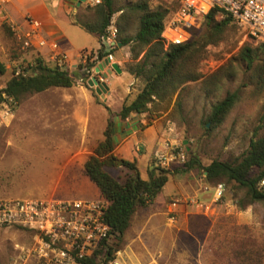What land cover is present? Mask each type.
Instances as JSON below:
<instances>
[{
    "label": "rangeland",
    "instance_id": "obj_1",
    "mask_svg": "<svg viewBox=\"0 0 264 264\" xmlns=\"http://www.w3.org/2000/svg\"><path fill=\"white\" fill-rule=\"evenodd\" d=\"M124 1L118 2L123 10L113 15L111 25L117 26L120 16H124L120 24L123 21L127 35L134 36L141 14L123 7ZM129 1L135 4L139 0ZM150 4L153 9L168 10L166 24L178 10L176 0H151ZM92 8L83 4L77 16L82 21H93ZM211 9L198 15V37L207 30L204 16ZM222 19L221 15L216 16L217 21ZM64 35L59 49L75 61L80 51H97L102 46L95 35L81 27L70 26ZM15 40L10 31L1 27L0 63L5 71H0V91L22 66H28L27 58L20 60L16 56L19 45ZM260 42L263 41L243 27L231 23L224 38L206 48V56L198 64L201 77L197 81L185 84L169 104L155 101L148 112L138 115L136 121L145 123L133 125L135 128L143 131L150 122L157 129L159 140L170 144L174 151L185 153L186 161L171 162L168 168L159 165L155 158L151 161L149 169L171 171L163 189L164 195L170 197L160 205L154 201L147 208H138L124 239L113 241V250L119 251L126 261L132 257L137 264H264V202H250L246 189L226 178L209 182L204 172V167L213 161L240 160L254 136L264 135V72L260 78L256 69L249 70L240 57L246 44L255 47ZM117 43L113 55L115 59L121 56L117 64L122 73L116 74L110 64L104 69L112 91L99 95L95 87L75 80L71 88L26 94L20 101L5 97L0 103V199L100 198L99 189L84 173V163L103 140L111 117L105 106L117 114L144 86L142 79L128 72L129 66L137 62L131 59L132 44L120 46L119 40ZM43 55H47V50H43ZM35 56L30 59L32 66ZM32 66L26 68L30 76ZM232 93L238 96L235 105L218 127H212L208 122L212 106ZM7 109L10 116H6ZM128 129L117 146L135 131ZM191 160L198 166L183 171ZM107 171L121 182L127 178L128 172L123 168L109 167ZM201 181L204 184L195 188L194 183ZM218 184L224 186V193L213 203V190ZM177 185L184 186V195H174ZM191 198L209 208H198L190 202ZM174 202L183 205V209L172 210ZM171 215H175L174 220ZM31 242V234L24 231L0 229V264H10L17 254L16 247Z\"/></svg>",
    "mask_w": 264,
    "mask_h": 264
},
{
    "label": "trees",
    "instance_id": "obj_2",
    "mask_svg": "<svg viewBox=\"0 0 264 264\" xmlns=\"http://www.w3.org/2000/svg\"><path fill=\"white\" fill-rule=\"evenodd\" d=\"M120 0H102L92 9L95 11L93 21H82L79 16H72V21L90 34L99 39L107 33L111 19L117 12L122 11L118 6ZM151 0H139L135 4L124 1L125 8L140 12L139 27L134 36L127 35V26L117 22L118 40L122 46L131 47V59L137 61L131 64L128 72L143 80L144 86L135 99L122 105L117 114H113L109 107L105 109L110 114L103 140L98 143L91 155L84 163V173L99 189L102 199L109 202L105 215L106 222L111 226L114 237L110 242L108 257L114 256L113 241L120 242L130 228L131 220L138 208H147L161 193L169 180L170 170L154 167L148 170V179L141 178L136 161H130L115 155V149L120 140L127 136L129 129L127 120L142 115L150 110L155 101L169 104L172 97L188 82L197 81L201 75L198 64L204 59L206 48L222 40L231 23L235 21L219 8H212L205 16L206 32L198 37L197 29L191 28V40L181 45H166L162 37L166 26L168 10L151 8ZM118 8H117V6ZM122 7V8H123ZM221 15V21L216 16ZM3 27L9 31L8 24ZM12 33V32H11ZM257 46L246 44L240 51V57L249 70L261 78L264 72V40ZM103 48L98 50V61L105 63L109 54ZM142 58L139 60L140 56ZM33 74L28 77L13 76L6 87L0 91V103L7 98L20 101L26 94L41 93L51 88H71L75 80L66 72L57 67L45 64L41 57L35 56L32 66ZM0 71L4 73V66L0 63ZM7 97V98H5ZM237 94H228L223 100L212 106L208 122L212 127H218L225 119L237 101ZM168 107V106H167ZM148 125L145 127L150 126ZM195 160L185 165L183 171L192 170L198 166ZM123 168L127 178L121 182L112 176L107 168ZM176 172L178 170H175ZM175 172V173H176ZM209 182L226 178L236 182L246 189L250 202H264V135H255L248 150L236 162L213 161L204 167ZM178 173V172H177ZM98 253L95 255V257ZM86 264H94L89 258Z\"/></svg>",
    "mask_w": 264,
    "mask_h": 264
},
{
    "label": "built area",
    "instance_id": "obj_3",
    "mask_svg": "<svg viewBox=\"0 0 264 264\" xmlns=\"http://www.w3.org/2000/svg\"><path fill=\"white\" fill-rule=\"evenodd\" d=\"M101 1L87 0L86 4L94 7ZM176 1L178 10L162 34L166 45L189 42L190 29L196 27L198 15L214 7L229 15L252 37L264 40V0ZM26 20L31 28L27 32L14 24L10 25L22 53L34 52L37 57L45 58V64L66 71L80 85H89L94 79L99 83L105 82L107 77L104 70L97 71L101 65L104 66L98 61V51L81 52L78 62H74L59 49L57 41H50L46 37L39 22L28 18ZM117 40L118 28L112 24L100 38L101 48L109 52L118 46ZM45 49H48L47 55H43ZM113 61L111 53L107 62ZM26 65L32 66L31 61ZM28 66H22L15 73L16 76H30L26 69ZM9 109L6 110V116L11 115ZM154 158L159 165L168 168L171 162L185 163L186 154L174 151L170 144L164 142L163 150L155 152ZM261 186L264 187V181ZM213 191V203H217L223 196L224 186L218 184ZM197 200L191 198L190 202L201 209L209 208ZM177 205L174 202L172 207L176 208ZM108 207L109 202L102 198L0 199V229L14 228L32 236L29 245L16 247L17 254L10 264H86L89 258L94 259V264H129L119 251L108 257L107 252L114 237L111 226L105 220ZM174 218L175 215H171L170 219ZM148 264L159 263L153 261Z\"/></svg>",
    "mask_w": 264,
    "mask_h": 264
},
{
    "label": "crops",
    "instance_id": "obj_4",
    "mask_svg": "<svg viewBox=\"0 0 264 264\" xmlns=\"http://www.w3.org/2000/svg\"><path fill=\"white\" fill-rule=\"evenodd\" d=\"M78 4H79V0H0V30L1 27L4 29L3 27L4 24H8L9 28L11 24H14L23 32H27L28 30H30V26L26 20L28 18L35 20L41 24L42 30L45 32L46 37L49 38L50 41H57L58 43H62L66 38L64 33L69 29L70 26L79 27L78 25H75L72 21V16H76L77 12L81 9L83 5L81 4L79 6ZM9 31L11 33V29ZM11 35L13 34L11 33ZM96 37L99 39L98 36ZM15 42L17 43L16 40ZM45 50L48 51V49ZM91 51H96V50H91ZM81 52L83 51H80L76 55L75 58L77 60L76 61L73 60L74 62H78ZM33 54L35 53L32 52V53L24 54L17 48L16 56H20L19 57L20 60H24L27 58L28 61H30V59L32 60ZM119 57L121 56L118 55V58L116 59L114 57L113 62L120 63ZM104 83L108 86L109 88L108 91H112L111 88L112 86L110 85L111 83L108 82L107 78ZM136 120H138V116L137 118L131 117L130 119L127 120L130 123L128 125V128H133L135 131H133V133L129 135V137H127L121 143V145L116 147L115 155L117 156L120 155L119 157L125 158L130 161H136L141 178L147 180L148 170L151 161L154 159L155 152H157L158 150L159 151L163 150L164 141L161 142V140H159L157 129L154 128V126L152 125L145 127L143 131H141L137 127L135 128L133 125L137 123L144 125L145 123V121L143 120H141L140 122ZM136 145H137V150L135 151L134 149ZM141 166L145 168V172L142 170ZM194 184H195V188H197L196 187L197 185L202 186L204 183L203 181H201L198 183L195 182ZM175 192L176 193H174V195H184L185 194L184 186L180 187L177 185V189ZM167 197L170 196L164 195L162 190L155 200V205L158 204L160 205L166 200ZM183 207H184L183 205H177L176 208L172 207L171 209L174 211H178L181 208L183 209ZM130 261L127 262L129 264H137V261L132 257H130Z\"/></svg>",
    "mask_w": 264,
    "mask_h": 264
},
{
    "label": "water",
    "instance_id": "obj_5",
    "mask_svg": "<svg viewBox=\"0 0 264 264\" xmlns=\"http://www.w3.org/2000/svg\"><path fill=\"white\" fill-rule=\"evenodd\" d=\"M86 1L87 0H79V4L78 5L80 6L81 4H84V3H86ZM120 46H121V44H120ZM109 64H110L112 70L116 72V74H121L122 73V70H121L120 66L117 63H109V62H105L104 66L101 65L97 69V71H103L104 68H105V65L107 66ZM106 77H107V75H106ZM89 85L91 87H95L96 92L99 95L105 94L108 91V89H109L108 86L105 83H99L96 79L92 80V82H90Z\"/></svg>",
    "mask_w": 264,
    "mask_h": 264
}]
</instances>
